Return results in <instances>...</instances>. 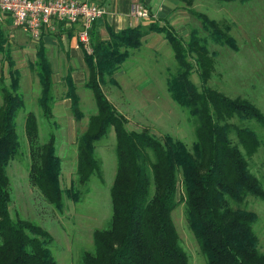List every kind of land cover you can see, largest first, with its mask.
Instances as JSON below:
<instances>
[{
    "label": "trees",
    "instance_id": "trees-1",
    "mask_svg": "<svg viewBox=\"0 0 264 264\" xmlns=\"http://www.w3.org/2000/svg\"><path fill=\"white\" fill-rule=\"evenodd\" d=\"M191 13L200 21L205 36L195 29L185 39L168 24L155 21L117 33L107 29V40L91 34V53L84 51V86L93 93L96 113L77 135L75 175L78 185L85 186L93 174H100L95 147L111 128L116 137V174L110 190V218L93 232L92 249L83 254L81 264H189L172 221L179 202L184 203L187 226L205 264H264L253 229L257 216L241 208L248 197L264 201V188L245 159L262 141L254 130L231 123L234 118L241 123L253 121L264 130V114L250 101L231 99L207 85L212 70L208 42L233 44L218 23L202 13ZM151 33L164 36L177 63L167 89L172 100L195 120L191 147L169 135L158 139L145 130H128L126 120L102 91L106 79L115 84L114 73ZM4 43L0 32V53L8 70L7 77L0 75V264H57L48 248L47 231L27 219L12 217L9 210L7 169L21 147L18 116L25 112L26 103L21 72L4 51ZM31 67L40 86L36 100L40 117L49 124L53 71L41 40ZM193 74L198 77L197 84L191 81ZM66 83L71 113L81 121L84 115L76 87L70 77ZM21 122L29 152V184L55 209H61L64 191L55 134L50 131L41 140L33 112H26Z\"/></svg>",
    "mask_w": 264,
    "mask_h": 264
},
{
    "label": "rangeland",
    "instance_id": "rangeland-1",
    "mask_svg": "<svg viewBox=\"0 0 264 264\" xmlns=\"http://www.w3.org/2000/svg\"><path fill=\"white\" fill-rule=\"evenodd\" d=\"M178 2L175 21L173 24L166 23L175 33L188 39L191 31L196 29L201 36H205L200 21L191 13L196 11L218 23L221 31L232 40L233 46L208 42L212 70L207 85L231 99L239 97L250 101L264 114V0H250L246 3L217 0ZM11 49L16 66L21 72V90L26 107L25 112L18 116L21 147L7 169L10 181L9 210L12 217L27 219L47 231L50 237L48 248L57 264H81L83 254L92 249L93 232L103 228L111 215L110 190L116 174L115 132L111 128L95 147L101 163L100 174H93L85 186H79L75 175L76 138L86 129L88 118L96 113L93 93L82 85L80 89L77 87L84 119L76 121L62 102L65 92L62 77L66 72V65L62 67L55 59L57 56L52 54L55 65V100L53 117L49 124L45 123L36 103L40 86L31 67L35 43L21 35L12 43ZM132 53L133 56L120 67L121 73H125L117 80L120 86H115L106 79V83L101 86L103 93L124 116L128 130H145L158 139L169 135L191 147L195 141V120L172 100L167 89V80L177 69L169 43L162 34H152L139 50ZM68 63L69 61L66 64ZM7 72L6 63L0 57V75L7 77ZM191 81L197 84V75L193 74ZM1 103L0 98V106ZM26 112H33L37 116L41 140L50 131L58 139L60 186L64 191L61 209H55L29 184V152L21 122ZM231 123L248 127L261 137V146L250 156H245V159L249 171L264 188V130L253 121L241 123L234 118ZM232 141L236 142L235 139ZM179 199L180 192L177 194V200ZM241 208L256 214L257 221L253 229L258 239L259 251L264 253V201L248 197ZM172 221L189 264H205L187 226L183 202H179L173 211Z\"/></svg>",
    "mask_w": 264,
    "mask_h": 264
},
{
    "label": "crops",
    "instance_id": "crops-1",
    "mask_svg": "<svg viewBox=\"0 0 264 264\" xmlns=\"http://www.w3.org/2000/svg\"><path fill=\"white\" fill-rule=\"evenodd\" d=\"M95 2L99 6L103 7L106 13L101 19H99L95 23L91 34H96V36L102 40L108 39L107 29H111L117 33L127 27H135L138 24H142L144 26L148 25L149 22L151 21H155L159 23L160 25H164L167 22L173 24V22L176 19L175 15H176V12L179 6L178 0H95ZM134 4H139L143 7H146L149 10L152 18H150L149 21H136V19L132 18L130 15V9H131V6ZM79 30H80V27L78 25L59 24V25H55L53 31H48V30L44 31L43 36L40 39L44 45V48L46 50L47 59L53 71V77H52L53 89H54V83H55L54 82V66L55 65L52 59V54H55V56H57L55 59L56 61L61 63L62 67L64 64L66 65V69H65L66 72L62 77V82L65 86V92L63 94L62 102L64 104V108L67 109L68 111L69 110L71 111V100L67 96L68 86L66 83V78L70 77L72 83L76 87V94L78 95L77 87L80 89L81 85L84 86L86 82V77H87L86 75L87 65L85 62L84 51L86 53L88 52L85 49H82L79 47V43H78ZM0 32L2 33L3 38L5 39V43L3 44L4 51L10 54L11 58L15 62V68L19 69L16 66L15 59L13 58L11 45L13 42H16V39L20 38L21 35H24L25 37L29 38L31 42L35 43V53H34V60H35L37 44L40 40L35 41L31 39L22 30H20L18 27L13 25L11 18L7 16H3L0 19ZM152 34H155V33H151L145 36L142 39V44L143 42H145L146 38H148ZM141 46L137 50H139ZM132 56H133V53L131 52V56L129 58H131ZM0 57L2 58V62L5 63V61L3 60V54L0 53ZM68 61L69 63L66 64ZM123 64H121V66ZM120 67L112 76V79L115 81V84L113 85L115 86H120L117 80L121 75L125 74L124 72L121 73ZM78 97L80 99L79 95ZM54 100H55V97H54ZM52 114H53V110H52ZM56 141H58L57 137H56Z\"/></svg>",
    "mask_w": 264,
    "mask_h": 264
},
{
    "label": "built area",
    "instance_id": "built-area-1",
    "mask_svg": "<svg viewBox=\"0 0 264 264\" xmlns=\"http://www.w3.org/2000/svg\"><path fill=\"white\" fill-rule=\"evenodd\" d=\"M106 13L95 0H0V19L11 18L13 25L35 41L55 25H78L79 47L91 53L90 36L95 23ZM136 21H149V10L139 4L131 6Z\"/></svg>",
    "mask_w": 264,
    "mask_h": 264
}]
</instances>
